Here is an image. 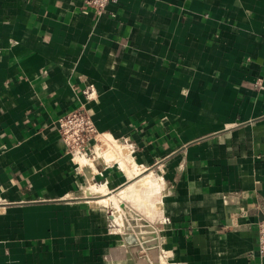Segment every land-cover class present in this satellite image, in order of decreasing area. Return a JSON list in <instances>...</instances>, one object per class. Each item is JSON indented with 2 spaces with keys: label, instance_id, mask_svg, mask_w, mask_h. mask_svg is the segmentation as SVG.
Returning <instances> with one entry per match:
<instances>
[{
  "label": "crops",
  "instance_id": "0c3cea01",
  "mask_svg": "<svg viewBox=\"0 0 264 264\" xmlns=\"http://www.w3.org/2000/svg\"><path fill=\"white\" fill-rule=\"evenodd\" d=\"M79 108L157 175L159 264H264V0H0V264H135L95 196L132 178L60 137Z\"/></svg>",
  "mask_w": 264,
  "mask_h": 264
},
{
  "label": "built area",
  "instance_id": "2783aa9c",
  "mask_svg": "<svg viewBox=\"0 0 264 264\" xmlns=\"http://www.w3.org/2000/svg\"><path fill=\"white\" fill-rule=\"evenodd\" d=\"M111 1L113 0H84V4L86 7L94 9L98 15H102ZM85 94L87 97H93L94 90L86 89ZM58 130L68 152L78 162L79 167L85 164L91 165L97 155L98 144L91 149L89 143L92 140L100 139L101 133L97 130L89 113L83 108L66 113L58 120ZM80 159L86 160V163L82 164ZM115 222L119 224L117 220ZM258 233L259 251L264 255V218L259 222Z\"/></svg>",
  "mask_w": 264,
  "mask_h": 264
},
{
  "label": "water",
  "instance_id": "95a60500",
  "mask_svg": "<svg viewBox=\"0 0 264 264\" xmlns=\"http://www.w3.org/2000/svg\"><path fill=\"white\" fill-rule=\"evenodd\" d=\"M121 207L125 212L122 237L135 264H159L161 253L155 227L126 203L121 202Z\"/></svg>",
  "mask_w": 264,
  "mask_h": 264
},
{
  "label": "bare ground",
  "instance_id": "6f19581e",
  "mask_svg": "<svg viewBox=\"0 0 264 264\" xmlns=\"http://www.w3.org/2000/svg\"><path fill=\"white\" fill-rule=\"evenodd\" d=\"M101 144L104 145L105 147L101 146ZM101 144H98V148H97V155L99 157H101L103 159H108V161H110V160H112V161L118 160L120 166L127 172L129 177H132V176L134 177V175L137 174V171H135V168L133 167V164H131L129 162V160H128V156L129 155L127 154V151L125 149H123L121 147L120 148H115L116 147L115 144L111 143L108 140L105 141V142H102ZM118 152H119V154H118ZM120 154H121V156H119ZM79 161H81V163H83V164L86 163V160H84V159H80ZM146 177L145 178L144 177H140L137 180H134V183H132L129 187H126L125 189L123 188L121 190V193H120L119 196L121 198L123 197V198H126V199L130 198L131 200H138L139 196H137L136 190L134 189V187H137V186H135L134 184L141 183V186H139V187H142V184H143L142 181H143V182H145L144 184L146 185L147 183H149L148 179H150V178L147 179ZM150 182H152V181H150ZM92 187L95 188L96 185L92 184ZM103 189H105V187ZM99 190H100V188H99ZM98 191L96 190V192H98ZM105 199L108 202H110V201L112 202L111 204H113V205H111V206H112L113 216L118 220V222L120 221L121 225L122 224L124 225L125 212H124L123 208L120 207L121 206L120 204H121L122 200L117 198V196L115 195V192L114 193L111 192L109 194V196L107 198H105ZM123 225H122V227H123Z\"/></svg>",
  "mask_w": 264,
  "mask_h": 264
},
{
  "label": "rangeland",
  "instance_id": "374dc122",
  "mask_svg": "<svg viewBox=\"0 0 264 264\" xmlns=\"http://www.w3.org/2000/svg\"><path fill=\"white\" fill-rule=\"evenodd\" d=\"M118 154H119V152H118ZM119 156H121V154ZM106 160L108 161V159H106ZM131 164H133L132 161H131ZM133 167L135 168V171H137V174H135L134 177L133 176L130 177L132 179L128 183H126V185H124L121 188V190L123 188L125 189L126 187H129L132 183H134V180H137L140 177H144L145 178L147 176V173L150 172V170L143 171V168H139L135 164H133ZM146 178L147 179L150 178V179H148L149 180V183H147L146 185L144 184L145 182H143V181H142V183L144 185L142 184V187H139V186H141V183L134 184L135 186H137V187H134V189L136 190L137 196H139V199L138 200H131L130 198L129 199L128 198L126 199V198H123V197L121 198L119 196L120 193H121V190L119 189V192H117V193L114 191L115 192V195L117 196L118 199H121L122 202L126 203L127 205H129L130 207H132L137 212L139 211L138 212L139 214L140 213H148V209H150V206H153L152 205L153 204V201L152 200H153L154 196L157 194V192H156L157 191V188H158L157 175H155V174L149 175L148 174V176ZM150 181H152V182H150ZM100 190L103 191V192L102 193H99V194H95V196H97L96 198L97 199L102 198V201H100L101 204L106 205L108 207L109 206L112 207L111 206V205H113V204H111L112 202L111 201L108 202L105 199L110 194V193H108V189L107 188H105V189L100 188ZM119 223H120V221H119Z\"/></svg>",
  "mask_w": 264,
  "mask_h": 264
}]
</instances>
